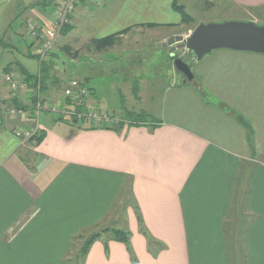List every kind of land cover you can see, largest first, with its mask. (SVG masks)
<instances>
[{"label":"crops","instance_id":"crops-1","mask_svg":"<svg viewBox=\"0 0 264 264\" xmlns=\"http://www.w3.org/2000/svg\"><path fill=\"white\" fill-rule=\"evenodd\" d=\"M218 1L99 0L73 18L68 43L91 48L93 40L126 30L173 31L189 24L174 4L188 10ZM224 1L264 11V0ZM56 4L21 0L25 27L32 18L51 23ZM26 41L24 52L0 41L6 55L22 56L8 55L0 79L16 63L38 73L26 62H38L39 49ZM55 57L46 61L56 65ZM188 64L193 82L185 84L177 70L172 78L145 76L131 82L117 107L124 116L145 112L156 129H89L45 117L39 145L15 135L33 120L8 116L10 90L0 84V264H70L74 238L107 222L130 232V245L97 241L85 264H240L239 253L242 264H264V55L221 49ZM86 83L92 104H99ZM124 194L130 204L114 215Z\"/></svg>","mask_w":264,"mask_h":264},{"label":"rangeland","instance_id":"rangeland-1","mask_svg":"<svg viewBox=\"0 0 264 264\" xmlns=\"http://www.w3.org/2000/svg\"><path fill=\"white\" fill-rule=\"evenodd\" d=\"M12 1L13 0H3V2H1L0 41L3 39L8 46L18 47L21 49L20 52H24L25 49H28L26 41V39L29 40L27 37L28 25L33 24L40 27L46 24L49 26L50 21L47 22L42 20L39 22L37 19L32 18L30 21L27 20L29 22L26 23L25 27L27 11L22 9L21 0ZM188 8L189 9L186 11L191 18L188 26L180 27L173 31L160 29L149 30L146 28L136 29L128 34L119 36L115 45L110 46L102 52L96 51L93 46L88 48L89 46L87 47V45L85 46L83 43L75 44L73 41L72 43H68L69 35L73 29L67 34L62 33L53 48L47 54L48 56H56V65L53 64L54 71L53 73L51 72L46 85L43 83L47 87L46 91L43 89L40 95L41 101L46 103L47 108L50 109L57 106L59 110H57V112H52L50 110L45 111L41 116V118L44 117L41 119V124L45 123V117H51L50 119L55 124L62 123L61 118L64 122L68 120L59 113L61 109L65 108V101H67L65 97V89L72 80L83 82L86 86L87 81L89 85L97 91V100L99 101V104L93 105L91 102L92 97H90L87 103L88 107L97 108L99 110L108 109L106 111L113 114V116L123 117V112H120L117 107H122L124 105L123 100H126L125 95L127 87L130 86L133 80H141L145 76L172 78V76L176 74L174 60L170 57L169 49H159L157 47L159 44L176 36H182L187 39L189 37L187 36L188 31L192 28L196 29V27L202 24L251 22L254 20L256 21L254 23L257 25L264 26V11L258 10L245 12L240 7L224 0L218 1L214 8L207 4L196 5L193 3L190 4ZM56 9L57 4L55 6V11ZM79 11H83L82 8L78 9L74 17ZM72 25L68 27H71ZM24 29L26 39L23 34ZM33 45L39 49L40 53L43 45L37 41L34 42ZM68 46L72 48V51L66 49ZM2 47V44H0V75L9 61L10 57H8V55L10 56V54H13L15 59L19 60L22 57L20 52L12 51L10 48L9 50L13 53H8L6 55ZM177 58L182 59L186 63L196 59V57L187 49L179 50L177 52ZM28 60L26 66L31 72H38L35 75L38 77L40 72V59H38V62L35 59ZM136 72H138V77L134 76V73ZM8 74H14L21 80V82L25 81L22 75H18L19 72L14 65L9 72L5 71L0 79V84L4 87H7L4 82V76ZM52 78L59 80L57 86L51 84ZM126 82L128 84H126ZM135 89H137V91L139 89L137 84L133 85V91H135ZM36 93L35 89L29 90L27 93H24V95L21 93L20 96H22V102H24L26 107L30 108L34 104V101L37 100ZM9 99L11 100V98ZM15 101L16 100L14 99L13 101H9L6 107L5 111L9 117V109L14 106L12 102ZM126 104H128V102H126ZM27 113V115H30V112ZM34 125L33 122L28 128H34ZM40 133L41 130L39 134ZM127 195L128 194H124L122 198H120V201L113 212L114 215L122 214L125 205L130 204V199ZM107 228H112L109 222L96 227L93 232H101ZM86 236L87 235H85V237ZM237 241L240 243L241 239L238 238ZM81 244V240L77 242V248L73 252L74 256L71 257L73 260L75 258V253L77 254V250ZM239 246L240 245L237 244L236 247L239 248ZM238 258L241 262L240 264H242L243 255L241 253L238 254Z\"/></svg>","mask_w":264,"mask_h":264},{"label":"built area","instance_id":"built-area-1","mask_svg":"<svg viewBox=\"0 0 264 264\" xmlns=\"http://www.w3.org/2000/svg\"><path fill=\"white\" fill-rule=\"evenodd\" d=\"M99 0H58L57 9L53 16V21L49 26L28 25L27 37L31 42H39L43 45L40 51V63L46 58L49 51L53 48L65 28L72 25L73 18L78 9ZM14 74L4 76V82L10 90L11 100L22 101L21 93H27L31 90L29 83L21 82V80ZM37 100L31 108H17L13 106L9 109V115L13 118H22L27 115L29 111L30 117L33 119L34 128L17 129L15 135L24 143L31 141L41 130V116L45 111L50 110L57 112L59 108L54 106L47 108L46 103L40 99L42 91V74L39 72L37 77L36 89ZM65 97L71 105L66 102L65 108L61 109L59 114L70 121H77L80 124L90 123L95 127H110L123 122L121 117L113 116V114L106 110H99L97 108L88 107V99L91 97L90 89L85 83L78 80H72L65 89Z\"/></svg>","mask_w":264,"mask_h":264},{"label":"trees","instance_id":"trees-1","mask_svg":"<svg viewBox=\"0 0 264 264\" xmlns=\"http://www.w3.org/2000/svg\"><path fill=\"white\" fill-rule=\"evenodd\" d=\"M57 5H58V0H57ZM174 8L182 14L184 23L190 22L191 18L186 13V10L183 6H180L178 4H174ZM148 27L156 28V27H158V25L151 24ZM71 29H72L71 27L65 28V30L63 31V34H67ZM127 32H128V30L123 31L119 34L111 35V36L103 38V39H95V40H93L92 46L96 49V51L102 52L105 49L109 48L110 46L115 45L117 43V38L121 35H124ZM66 49H68L69 51H72L69 47H66ZM30 56L32 58H36V56H34V55H30ZM40 56L41 55L39 53L37 55L38 59H40ZM48 57L49 56L47 55L46 58L40 63V72L42 74V87H43L42 90L44 89V91H46V89H47V87L45 85H46L47 80L50 78L52 69L54 68L52 65H50V63H48L46 61V59ZM14 65L17 67L18 72L23 76L25 82L29 83L31 90L36 89L37 77L33 76L29 72H27L24 69V67L21 65V63L12 64V66L10 65L7 68V72H9L10 69H12V67ZM137 92H138L137 89H135L134 93L137 94ZM201 94L206 100H208L209 103H215L216 104V102L205 91H201ZM11 101H13V100H11ZM66 102L68 103V105H71L69 103V101H66ZM12 104L14 106H16L17 108H28L23 103H21L17 100L15 102H12ZM219 106L230 111V109L226 108L222 104H219ZM234 115L236 116L237 120L240 123H242L244 126L248 127L245 119L242 116L237 115L235 113H234ZM121 119L123 120V122H120L117 125L106 127V128L107 129H113L115 131L120 132L126 126H149L152 129H156V127L159 126L158 124L155 123V120L151 116L146 114L145 112H140V113L126 112L125 116L123 115V117H121ZM61 121H64V120H62V118H61ZM65 122L71 123L73 125H77L80 128L81 127H87L89 129L97 128L95 126H92V124H88V122L84 123V124H80L77 121H70V120H66ZM44 138H45V134L40 133V134L36 135L31 141L35 142L36 145H39L43 142ZM139 221H140V223H142V220L140 217H139ZM93 230L94 229L84 231L83 233L79 234L78 236H76L74 238L72 253L70 254V258H69L70 264H74V263L75 264H85V260L88 256L92 246L97 241H100L102 239H105L106 248H108V244L110 241L124 243L127 246L130 245L131 233L128 231L114 229V228H107L101 232H93ZM85 235H87V236L85 237ZM80 240L82 241V244L80 245L79 249L77 250V254L75 253V258L73 260L71 257L74 256L73 252H74V250H76L77 242ZM151 244H155V243L151 242ZM244 259L246 260L245 256H244ZM245 264H247V261H245Z\"/></svg>","mask_w":264,"mask_h":264},{"label":"water","instance_id":"water-1","mask_svg":"<svg viewBox=\"0 0 264 264\" xmlns=\"http://www.w3.org/2000/svg\"><path fill=\"white\" fill-rule=\"evenodd\" d=\"M157 47L169 49L176 70L186 77L187 84L193 82L194 74L188 63L177 58L179 50L187 49L197 61L221 49L264 55V26L254 22L202 24L187 39L182 36L172 37Z\"/></svg>","mask_w":264,"mask_h":264}]
</instances>
